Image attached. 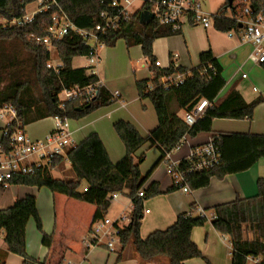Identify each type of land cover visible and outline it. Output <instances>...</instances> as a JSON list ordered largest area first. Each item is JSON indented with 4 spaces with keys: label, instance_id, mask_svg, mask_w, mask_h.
<instances>
[{
    "label": "trees",
    "instance_id": "1",
    "mask_svg": "<svg viewBox=\"0 0 264 264\" xmlns=\"http://www.w3.org/2000/svg\"><path fill=\"white\" fill-rule=\"evenodd\" d=\"M55 5L37 12L29 23L0 27V109H12L15 119L6 125L0 140V150L10 151L9 138L13 132L24 130L25 126L46 119L59 118L78 121L94 111L110 106L115 99L104 87L94 91L87 98L81 91L69 100L60 101L58 96L63 91L83 90L99 82L94 74H88L86 68L74 69L71 62L76 57H88L93 50L79 35L69 32L53 42L60 64L56 69L48 67L50 52L36 43L48 35L53 14L61 10L68 20L77 28L91 30L103 24L102 14H112L109 8L111 0H54ZM143 0L139 10L128 20H121L117 29L97 34L98 42L106 47H114L122 40L130 48L140 46L144 58L153 61L152 44L156 39L181 34V24L174 29L173 25H160L155 20L141 24L139 15L149 12L152 2ZM34 0H0V18L8 21L21 18ZM240 14L248 10V18L255 17L264 11V0H233L224 4L211 14L213 28L219 32L233 31L239 33L243 26L238 21ZM230 11V16L227 12ZM193 15L188 16V23L195 26ZM264 69V63L262 64ZM151 79L137 81L135 86L139 99H148L155 111L158 125L145 137L129 122L119 120L113 124V130L125 149L124 157L113 164L96 133L88 134L80 143L66 149L65 155H55L40 165L33 173L15 175L11 185H23L36 188H47L50 192L95 206L91 225L103 219L110 206L105 201L108 195L124 194L133 204L130 213L131 222L120 232L121 251L132 244L141 264L157 258H166L169 264H184L190 259H203L197 246L191 241V231L203 227L208 219L194 215L196 208L190 205V211L179 214L175 222L165 230L150 233L145 239L139 236L143 219L142 202L161 194L156 182L145 186L154 170L163 162L165 154L177 147L185 136L195 137L199 133H210L214 119L251 120L254 109L264 101L256 98L246 103L238 91H232L218 106L213 104L219 92L225 86L222 68L210 50L199 55L198 67L191 69L182 83L161 80L174 74H185L188 71L181 66L173 67L170 63L166 69L154 68ZM202 99L209 102L203 115L192 126H188L177 116L178 111H191ZM213 145L221 156L220 165L202 172L187 175L190 190L205 188L212 178L222 179L227 175L249 170L260 159L264 158V135L251 134H218L212 137ZM156 147L159 159L152 168L141 175L139 166L145 155L135 157L136 152L144 145ZM69 162L74 173L73 181L52 177L51 171L63 162ZM186 168L188 163L180 165ZM84 182L86 188L79 191ZM174 188V187H173ZM171 188V192L176 188ZM143 189V199L137 198V192ZM257 193L249 198L216 205L203 211L212 212L215 217L211 224L215 231L226 237L231 246V264H247V258L261 256L264 264V178L256 181ZM33 219L37 231L41 234V243L50 248L52 238L42 230L35 198L26 196L15 200L7 209L0 210V233L7 252L22 259V264H45L29 257L25 251V227ZM245 233L251 236L246 239ZM4 257L0 264L4 263ZM119 254L117 261H121Z\"/></svg>",
    "mask_w": 264,
    "mask_h": 264
},
{
    "label": "crops",
    "instance_id": "2",
    "mask_svg": "<svg viewBox=\"0 0 264 264\" xmlns=\"http://www.w3.org/2000/svg\"><path fill=\"white\" fill-rule=\"evenodd\" d=\"M224 2L225 0L221 6ZM239 20L244 26V17H239ZM180 29V35L159 38L153 42L151 48L153 61L143 57L140 46L128 48L124 41V49L122 47L120 49L123 57L114 51L116 49L109 48L104 53L103 61L97 50L99 64L94 68L93 74L97 76L102 87L112 95L117 93L118 97L110 106L100 108L78 121L69 120L70 147L80 143L88 134L96 133L110 161L116 164L124 157L125 149L113 130L115 122L119 120L129 122L142 137L157 127V117L151 102L148 99H139L135 86L137 81L151 79L150 70L156 68L154 62L160 63L159 69L168 68L170 63H173L174 68L177 66L186 68L188 72L183 74L186 77L191 69L198 67L199 55L210 50L221 66L225 80V86L213 102L215 106L220 105L232 91H238L246 103L258 97L264 99V81L259 78V74L260 76L264 74V69L262 65L250 60L254 49L244 38V27L239 33L233 31L223 33L213 28L212 21L207 29L181 21ZM73 60L71 66L77 69L73 65ZM59 64L60 62L56 67ZM87 65L88 61L81 68ZM246 70L250 71L251 76L244 73ZM242 75H245V78H242ZM170 77L162 79L161 83L170 82ZM185 113L180 110L177 116L183 120ZM12 120L13 116L7 109H0V140L4 128ZM56 120L46 118L25 126L26 137L31 141L45 139L53 131ZM43 124H46L45 127H42ZM218 134L264 135V101L256 106L251 120L214 119L210 133H199L195 137L185 136L171 151L170 160L182 163L191 149L208 143ZM140 154L145 155V160L139 166V170L141 175H145L159 159L160 153L156 147L146 144L136 152L135 157ZM258 178H264V158L245 172L227 175L222 179L212 178L207 187L184 193L178 188H173L171 178L166 174V163L162 162L145 184L148 186L156 182L161 194L142 202L143 211L147 213L143 215L139 236L145 239L154 231L167 229L179 214L190 211L191 204L196 208L194 215H198L199 211L231 202L237 197H253L257 193ZM85 188L84 183L81 191ZM171 188L174 190L167 192ZM127 193L125 191L124 194H119L110 204L106 217L116 219L132 212L133 204L126 196ZM26 196L35 198L43 233L52 238L50 248L43 246L42 236L37 231L35 222L29 219L25 227V251L29 257L45 264H141L132 244H128L122 251L121 247H118L117 252L113 254L100 248L88 247L95 211V206L91 204L52 193L47 188L10 184L5 189L0 188V210L11 207L15 200ZM206 215L211 216L212 212H206ZM244 237L248 239L249 236L245 234ZM191 241L209 264H231L230 243L226 237L215 231L210 220L203 227L191 231ZM120 253L122 260L117 261ZM3 255H5L3 264H22L19 256L7 252L3 233H0V259ZM145 264L169 263L166 258L160 257ZM184 264L206 262L203 259H190Z\"/></svg>",
    "mask_w": 264,
    "mask_h": 264
},
{
    "label": "built area",
    "instance_id": "3",
    "mask_svg": "<svg viewBox=\"0 0 264 264\" xmlns=\"http://www.w3.org/2000/svg\"><path fill=\"white\" fill-rule=\"evenodd\" d=\"M137 0H111L109 8L112 10L111 15L102 14L103 24L96 25L93 29L87 31L74 26L67 16L59 10L51 17V26L48 29L47 37L36 39V43L43 45L48 51L52 48L54 41L61 39L70 31L79 35L85 40V43L93 50V54L87 57L88 65L85 67L88 74H93L94 68L99 64L98 48L103 45L98 42L97 34H105L108 30L117 29L121 20H128L132 15L129 13L130 7ZM37 8L31 12H27L21 18L6 20L0 18V27L15 26L29 23L33 16L40 11L46 10L48 7L55 5L54 0H34ZM143 2V0H142ZM202 0H155L152 2L150 14L160 25H173L176 29L181 21L188 22V16L193 15L195 25H200L207 29L211 25V15L204 14L201 11ZM248 10L243 11L244 21V38L253 45L254 54L250 56L253 63L262 65L264 63V11L258 13L253 18L246 15ZM241 22L240 20H238ZM48 67H50L48 65ZM154 67L161 68L159 62H154ZM54 68V67H52ZM56 69V66L55 68ZM185 75L175 74L170 77L172 83H182ZM245 78V75H242ZM101 87L98 82L94 86H89L83 90L73 89L63 91V101L69 100L77 96L81 91L89 99L93 96L94 91ZM115 99L117 93L112 95ZM209 106L207 100L202 99L191 111L184 114L183 121L186 125L192 126L198 118H200L204 110ZM15 119V113L12 109H7ZM55 119V118H54ZM53 131L43 140L31 141L25 135L24 130L13 132L9 138L10 151L4 153L0 150V188L5 189L10 185V180L15 175H27L34 172L40 165H44L50 157L55 155H65L66 149L70 147V131L69 120L67 118H56ZM176 148V147H175ZM174 148V149H175ZM170 153L165 154L163 162L166 163V174L171 178L174 188L182 190L184 193H190L187 183V175L195 172H202L220 165L221 156L216 147L213 145L212 139L201 146H197L189 152L186 158L188 166L182 168L181 163L170 160ZM36 160H33V159ZM115 193L108 195L105 201L111 204L118 197ZM137 198L143 199L144 192L140 189L137 192ZM147 211H143V215ZM200 216H205L203 211H199ZM208 220H214V216H207ZM131 222V216L122 215L116 219L104 217L95 221L90 228L88 247L97 248L105 247L110 253H116L120 247V232ZM262 257L247 258V264H260Z\"/></svg>",
    "mask_w": 264,
    "mask_h": 264
},
{
    "label": "rangeland",
    "instance_id": "4",
    "mask_svg": "<svg viewBox=\"0 0 264 264\" xmlns=\"http://www.w3.org/2000/svg\"><path fill=\"white\" fill-rule=\"evenodd\" d=\"M222 2H223V0H202V2H201V11L204 14H213V12H216L218 10V8L221 6ZM141 5H142V0L135 1L133 3V5L130 7L129 13L130 14L135 13L140 8ZM36 8H37V5L35 3H33L31 6L27 7L26 11L27 12H31V11L35 10ZM238 12H239V15H238L237 18L241 17L240 9H239ZM229 14L230 13L228 12L227 15H229ZM121 47H122V49H124V42L122 40H119V41L116 42L114 47L102 46L101 48H98V54H99L101 60L104 61V53L107 50H109V48H114V49H116L114 51L116 53H118V54H121L122 57H123L124 55L121 53V50H120ZM49 52H50V61H49L48 65L50 67H54L55 68V66L59 63V59H58L57 53H56V51L54 49H50ZM86 64H87V57H76L73 60V65L76 66L77 68H81V67H83ZM244 73H246L247 75H250V71L249 70H246ZM259 78L262 81H264V79H263L264 78V74H262V76H260V74H259ZM58 98H59L60 101H62L63 96H60V97L58 96ZM45 125L46 124H43L42 127H45ZM33 160H36V159L34 158ZM62 164L51 171L52 177L55 178V179L73 181L75 179V176H74V173H73V171L71 169V166H69L68 162H65L63 165ZM68 169H70V170H68ZM83 185H84V183H82L81 186L79 187V191L82 190ZM125 215H128V214L126 213ZM245 234L247 236H249L248 237L249 239L251 238V236L248 235V233H245ZM97 248H100L102 250H105L107 253H110L104 247H97ZM110 254H113V253H110Z\"/></svg>",
    "mask_w": 264,
    "mask_h": 264
},
{
    "label": "water",
    "instance_id": "5",
    "mask_svg": "<svg viewBox=\"0 0 264 264\" xmlns=\"http://www.w3.org/2000/svg\"><path fill=\"white\" fill-rule=\"evenodd\" d=\"M233 0H228V3L231 4ZM153 19V16L145 11V12H142L140 15H139V20H140V23L141 24H146L147 22H149L150 20Z\"/></svg>",
    "mask_w": 264,
    "mask_h": 264
}]
</instances>
